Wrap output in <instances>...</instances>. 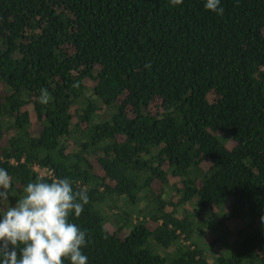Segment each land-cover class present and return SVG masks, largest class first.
<instances>
[{
	"label": "trees",
	"instance_id": "1",
	"mask_svg": "<svg viewBox=\"0 0 264 264\" xmlns=\"http://www.w3.org/2000/svg\"><path fill=\"white\" fill-rule=\"evenodd\" d=\"M221 6L0 0L10 203L38 178L87 189L88 264H208L200 210L238 223L214 264H264V0Z\"/></svg>",
	"mask_w": 264,
	"mask_h": 264
},
{
	"label": "clouds",
	"instance_id": "2",
	"mask_svg": "<svg viewBox=\"0 0 264 264\" xmlns=\"http://www.w3.org/2000/svg\"><path fill=\"white\" fill-rule=\"evenodd\" d=\"M184 0H169L171 6ZM203 7L223 15L221 0H203ZM47 89L40 90L39 102H49ZM12 178L0 168V264H88L83 249L87 233L70 218H78L89 202L87 189H74L64 177L28 182L23 194L10 203Z\"/></svg>",
	"mask_w": 264,
	"mask_h": 264
},
{
	"label": "rangeland",
	"instance_id": "3",
	"mask_svg": "<svg viewBox=\"0 0 264 264\" xmlns=\"http://www.w3.org/2000/svg\"><path fill=\"white\" fill-rule=\"evenodd\" d=\"M151 111L155 112V105H151ZM228 146H231V143H227ZM206 164H203V167H206ZM176 182L175 178H170V184ZM153 188H159V184L155 182ZM172 194V193H171ZM170 195V194H169ZM173 195V194H172ZM171 195V196H172ZM176 200V198H174ZM5 208L6 206L0 205V208ZM180 211L193 212L192 206L190 204H185L183 207L179 208ZM201 215H196V220L202 219L207 222V226L199 231L197 234H193V237H200L198 239V244L203 248L204 254L207 258L208 264H214V258H216L220 253H224V246L227 243H232L235 239L236 231L238 228V223L235 221H227L219 226L216 222V213L214 211L200 210ZM182 213V212H181ZM214 221V222H212ZM223 227V228H221ZM108 228L112 230L113 227L108 225Z\"/></svg>",
	"mask_w": 264,
	"mask_h": 264
}]
</instances>
